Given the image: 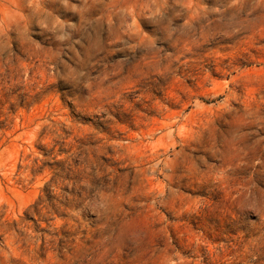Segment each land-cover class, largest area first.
I'll use <instances>...</instances> for the list:
<instances>
[{
  "label": "rangeland",
  "instance_id": "rangeland-1",
  "mask_svg": "<svg viewBox=\"0 0 264 264\" xmlns=\"http://www.w3.org/2000/svg\"><path fill=\"white\" fill-rule=\"evenodd\" d=\"M0 264H264V0H0Z\"/></svg>",
  "mask_w": 264,
  "mask_h": 264
}]
</instances>
